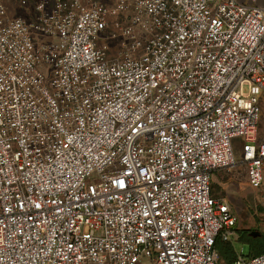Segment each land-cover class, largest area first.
I'll return each mask as SVG.
<instances>
[{"label": "built area", "instance_id": "built-area-1", "mask_svg": "<svg viewBox=\"0 0 264 264\" xmlns=\"http://www.w3.org/2000/svg\"><path fill=\"white\" fill-rule=\"evenodd\" d=\"M11 1L0 264H221L239 221L212 176L236 139L264 185V0H36L32 21Z\"/></svg>", "mask_w": 264, "mask_h": 264}, {"label": "rangeland", "instance_id": "rangeland-1", "mask_svg": "<svg viewBox=\"0 0 264 264\" xmlns=\"http://www.w3.org/2000/svg\"><path fill=\"white\" fill-rule=\"evenodd\" d=\"M36 0H27V4L22 6L16 0L9 3V14L11 17H22L27 21L34 20L36 12L34 9ZM116 46V45H115ZM115 47H113L114 49ZM116 49V48H115ZM114 49V50H115ZM113 54V53H112ZM262 115L258 128V140H264V92L261 96ZM235 155L238 162H242V140L236 139L234 141ZM215 187L212 186V191ZM258 195L256 197L246 195L241 201L240 206L244 209L241 211V216H238V225L235 233L232 236V243L237 251V255L244 257L250 256V246L239 241V231L246 230L250 232H264V186L255 191ZM262 208L263 211H259ZM255 213V214H254ZM240 214V213H239ZM254 214V215H253ZM248 237V235H247ZM254 238V237H253ZM258 252H264V248H259ZM221 264H227L224 259H221Z\"/></svg>", "mask_w": 264, "mask_h": 264}, {"label": "crops", "instance_id": "crops-1", "mask_svg": "<svg viewBox=\"0 0 264 264\" xmlns=\"http://www.w3.org/2000/svg\"><path fill=\"white\" fill-rule=\"evenodd\" d=\"M212 186L215 187V190L212 191V196L229 203L233 211L239 216H241V211L244 209L240 206V201L246 195L254 197L258 195L255 192L257 189L252 188L250 185L248 167L243 162H238L233 169H222L214 172Z\"/></svg>", "mask_w": 264, "mask_h": 264}, {"label": "trees", "instance_id": "trees-1", "mask_svg": "<svg viewBox=\"0 0 264 264\" xmlns=\"http://www.w3.org/2000/svg\"><path fill=\"white\" fill-rule=\"evenodd\" d=\"M259 211H263V209L259 208ZM239 233V241L250 246V256H247L248 258L264 254V252L257 253L259 248H264V232H261V235L256 238L250 236V231L241 230ZM218 250L220 259H224L227 264H233L237 260V251L232 242H219Z\"/></svg>", "mask_w": 264, "mask_h": 264}, {"label": "water", "instance_id": "water-1", "mask_svg": "<svg viewBox=\"0 0 264 264\" xmlns=\"http://www.w3.org/2000/svg\"><path fill=\"white\" fill-rule=\"evenodd\" d=\"M260 235H261L260 232H250V236H251V237H254V238H256V237H258V236H260Z\"/></svg>", "mask_w": 264, "mask_h": 264}]
</instances>
